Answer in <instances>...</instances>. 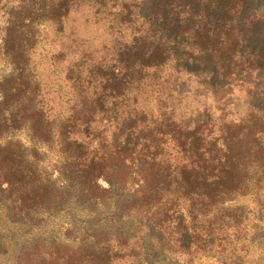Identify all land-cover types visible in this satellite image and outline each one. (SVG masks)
I'll list each match as a JSON object with an SVG mask.
<instances>
[{
  "label": "trees",
  "instance_id": "16d2710c",
  "mask_svg": "<svg viewBox=\"0 0 264 264\" xmlns=\"http://www.w3.org/2000/svg\"><path fill=\"white\" fill-rule=\"evenodd\" d=\"M84 7L106 36L56 48L50 98L41 33ZM0 66V206L28 237L7 264H264V0H20Z\"/></svg>",
  "mask_w": 264,
  "mask_h": 264
},
{
  "label": "rangeland",
  "instance_id": "374dc122",
  "mask_svg": "<svg viewBox=\"0 0 264 264\" xmlns=\"http://www.w3.org/2000/svg\"><path fill=\"white\" fill-rule=\"evenodd\" d=\"M20 0H0V32L3 26L5 25V20L7 19V14L9 11L15 9V7L19 4ZM87 12L86 8H81L77 12L73 13L71 17H69L67 25L64 28L63 34L55 37L51 30L46 29L44 34L41 33V42L37 49V55L35 56L38 62V72L43 77V87L48 92V96L51 98L55 89H62V81L61 78H57L53 75V67L51 66V56L55 52L56 48L60 47L61 44H67L71 40L76 39V44L79 49L90 47L92 50L99 49L100 46L96 43L102 40L106 36V32L103 31V28L100 25H96L93 23L91 19L85 17V13ZM89 17V16H88ZM71 36V38H67ZM0 71L7 72L8 67L0 66ZM192 83V82H191ZM190 83L191 90L195 89L192 87L193 84ZM189 90V91H191ZM242 95L238 90H235L233 93V97L237 98L236 107L237 111L243 112L244 103L243 99H241ZM56 95V94H55ZM54 105L58 107V101H54ZM187 107L189 110L187 113H191V120H198L202 118H206L211 114L215 120H218V111H216V107L214 106V101L210 98L208 99H193V96H189L187 98ZM196 107H199L196 109ZM244 203H248L246 200H243ZM249 208H253V206L249 203ZM67 218L64 214H56L50 216L46 219V222L42 224L39 228L40 234H51L56 235L60 234L63 227L66 226ZM257 228L260 232L264 231V223L256 222ZM22 229L19 225L12 223L7 218L6 210L0 206V234L4 239L5 249L2 254H0V264L13 263L15 256L18 253L19 245L23 242L25 238L21 237ZM129 233H133V230H130ZM258 254L260 251L258 250V245H251L249 254H243L241 257V261H244V264H256L258 259ZM153 264H177L176 261H168L164 262H154ZM197 264H217L215 261L211 259H203Z\"/></svg>",
  "mask_w": 264,
  "mask_h": 264
}]
</instances>
